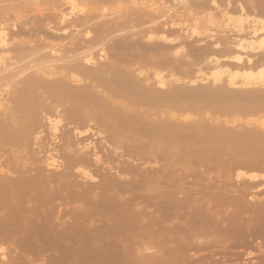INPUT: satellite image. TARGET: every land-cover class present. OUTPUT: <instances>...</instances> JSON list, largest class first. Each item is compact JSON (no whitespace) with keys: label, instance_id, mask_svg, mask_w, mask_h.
Masks as SVG:
<instances>
[{"label":"rangeland","instance_id":"obj_1","mask_svg":"<svg viewBox=\"0 0 264 264\" xmlns=\"http://www.w3.org/2000/svg\"><path fill=\"white\" fill-rule=\"evenodd\" d=\"M22 1L19 4L26 3L28 4V8L32 10L31 11L29 9L27 12L29 15H33V13L35 14L33 11L34 3H38L43 12L48 15L51 13L53 16H57V14L54 13L55 11L51 8L54 5L53 8H59L66 13L70 12L72 16H75L77 19L80 18V16H84L85 13L93 16V19H90V21L88 20L87 24L86 22L84 24L86 25L87 29H85L86 27L84 26L85 28H83L85 30H83V28L80 30L83 34H85L84 32L88 31V35L92 36L97 32V28L99 33L97 32L96 34L106 37V40L103 41V47H105L104 51L101 50V48H99L98 51L95 50L97 48H91V50L93 49V52L90 50L92 54L97 51L95 53L96 55H93V62L94 60H98L96 59L97 53L100 56L103 54L106 57L107 54L104 52L106 47L109 46V41L111 43V41L115 39L124 41L127 39L129 42H127L128 45L131 44L132 47L128 45L127 49L126 47H123V49H121V55L124 56V54H126L123 52L124 50H126L125 52L127 53L131 52L133 49L135 51H132V54H126V58H128V60H124L122 62L125 65V63L129 64L128 62L132 61L130 62V65L132 63L133 64L131 66L129 65L130 67H128L127 64V67H125L126 65L124 66L123 63H121V65L124 66L125 69L128 68L127 71L124 70L125 74H128L131 79L134 77L135 79L133 78V80L137 81V83L136 81H131V83L133 82V87L135 86L134 84H136L135 87H137V84L139 83L141 85L140 87L149 86L151 90L155 88V91L159 92V90L164 91L166 88H168L167 90L174 89L173 86H177L176 88L179 87L178 89L181 87L180 90H186V88L190 90V87H192L191 89L193 90L196 89L197 86L200 88L205 86L209 89L220 86V88L226 89V91L224 89L223 90L225 92L228 91V93L230 90L232 92H241V90H254L255 92L260 91L259 93H264V82L260 80L259 76L258 80L256 78L257 75L254 76V79H250V82H253L248 85L241 84V80H243V78L240 74L236 75L234 79V83L236 82V84H229L228 82L229 72L238 71L237 73H240L245 70L255 71L258 67L264 65V62H262L264 61V57L262 58L260 56L264 49L261 47L260 49L257 48V42V45L255 43V45L253 44V48L239 49L235 47V42H238L239 40H242L243 44L245 45L247 43L245 41L255 39L258 41L264 37V30H259L260 27L258 32L252 35V29L257 28V26H254L252 20H264V0H256V2L255 0H72V3L70 2L71 0H68L69 2L66 3V0H51L52 2H50V0H48V2L46 0H44L45 2H42L43 0H27V2L29 1L30 3H27L26 0L23 2ZM17 2L20 1H14V4H17ZM10 3L13 7V2ZM58 3L60 5H58ZM240 5H242L244 9ZM260 5L262 6L263 11L261 10ZM70 8L72 9L71 11ZM238 17H241L243 21H247L243 22L241 20L240 22L242 23H240L237 21ZM46 20L48 21V19ZM88 22L90 23L88 24ZM119 23L122 25L121 27L117 28ZM99 25L101 26V29H99ZM108 25H110V27ZM78 26L82 27L83 25L80 24ZM78 26L77 29H80ZM72 28L73 30L76 29L74 27ZM109 31L115 33L112 38L109 37L110 39L107 37V33ZM112 32L109 33L111 34ZM25 35L26 33L19 35V38L17 36L14 37H16V39H20L22 37L26 38L28 34L26 36ZM80 37L82 38V36ZM58 39L59 38H57L56 41ZM113 42L111 45H113ZM137 46L138 50L135 49ZM145 48L147 50H145ZM207 49L208 51H205ZM83 50L87 51L86 48H83L82 51ZM136 50L137 52L141 50L142 53L147 52L143 56L146 58H142L141 51L139 52L140 59H138L139 61L135 60V62L137 61L138 63H135L133 60L136 58ZM211 50L217 51V54L211 52L218 56L217 64L213 61L217 56L212 55L209 52ZM101 51H103L102 54H100ZM150 51V55L147 56ZM4 52L6 53L5 50L3 53ZM159 52L162 53L164 59ZM206 52L212 57L206 55ZM1 53L2 51L0 54ZM3 53L2 56H5ZM236 53L241 54L242 57L238 62L232 60L233 58H230L231 55ZM136 55L137 58H139L138 54ZM8 56H11V54ZM98 56L97 58L100 59V56ZM130 56L132 57V60L130 59ZM158 56H160V58L163 60L173 59L170 60L171 62H164ZM14 59L15 58H12V60ZM249 59L252 62L248 61ZM160 60L166 64H163V62ZM174 60L176 63L171 64ZM14 61H16V59ZM233 64L235 65L233 66ZM219 68L221 70L220 72L218 70ZM215 69L217 70L216 74H214L215 71L212 72ZM157 73L158 75H161L159 76L163 80L160 79V81H162L163 84H159L160 81L158 80L160 77L157 75V79L155 76ZM212 73L216 77H214ZM219 75L221 77L217 80ZM215 78L217 81H215ZM255 78L257 80H255ZM204 97L207 98V102L205 103L208 107L206 109L204 108L206 113L202 107L205 104L201 103L206 101L204 100ZM204 97H200L201 99L197 98V100L190 99L191 104L189 108L182 109L183 111L179 110L178 112V114H181L184 111L190 112L186 113L190 115H194V112H196L197 114H195L194 117L193 115H191V117L190 115L184 117V114H181L184 118L180 117V115L179 117L181 119L178 117L175 120H182L183 123H186L185 118L187 120V118L189 119L190 117V119H193L191 120L193 121L191 123L198 122L197 124H201L206 120L207 123L205 124L206 121L204 122V126H206V128L209 127L207 125L210 123V126L212 127L215 125V129H217L216 126H219V130H224L227 128L224 130L225 132L223 131V133H228L231 131L233 133L234 131L237 132L234 133L235 135L232 133L235 137L233 140L234 142H236V137H238V135L242 137V134L244 133L243 131H245L246 134H244L243 137L245 135H249L248 137L245 136L246 139H243V137L242 139L248 140V142H246L248 146L251 147L246 146L247 144H244L245 141L242 142L243 140L240 137L237 138V140L240 139L242 142L239 144H243L245 146H239V144L238 146H235L238 141L233 145L231 142L232 140H230V138L233 136L232 134H228L231 135L227 137H230L228 141L223 135L222 136L226 140H221L222 136H219L221 138H217L219 139V143H221L219 144L218 141H215L217 139L214 138V135L210 137L206 135L209 138L204 135V137H197L193 135V133L191 136L189 132H182L180 134L177 133L174 135L170 133V135L166 136L165 134L167 133L164 132L165 134H161V132H159L156 127L158 132L155 129L151 130V132L155 130L156 135H165L166 138L165 136H160L162 137L160 139V137L158 138V136L155 137L156 135H152V137H154L152 139H154L155 142L158 141L156 144L153 140V146H156L158 149H160L158 150L155 147V156L152 155L153 152L155 153L153 148H151L153 152L150 149L149 150L151 152L147 149L150 142V145L153 144V142L149 140V138H151V132L147 128H144L145 126L139 121L127 122L122 120V122H127L126 125L123 124V128L122 122L119 119L121 124L119 123L116 125L117 123L115 122L117 120H114V123L117 127L114 125L115 128H113L114 126L112 124L109 127V129L111 126V129L122 127V130L120 129L122 135L120 132H117L118 129L116 131L113 130V133L117 132L116 134L114 133L115 136H118L117 139L115 138L116 141L113 140L114 142H112V138L106 141L105 138L104 140L103 138H97L94 135L93 137L98 139V141L90 136L93 141L95 140L94 142L98 141L100 144H103L100 145L103 147V150L101 148L102 151L99 149L100 146L97 145L99 151V159L97 160L95 156L91 155V152L85 151V148L83 149V152H85H82L81 144L85 142L84 137H78V135H76V131H74L73 134L71 131L74 129L72 128H70V130L72 129L71 131H67V129H69V125L66 127V124L62 121L59 123V125H57V130L55 131H52V129L49 128V125L43 122L41 124L42 127L39 125V127H36V129L32 128L35 129V131L33 130L34 132L32 134L29 132L32 137L29 134H26V136L29 135L28 139H25L27 138L25 135L21 136L20 138L18 134L15 136L13 135L14 137L12 136L13 141L12 138H9L11 141L9 139L6 140V138H8L6 137V132L4 133L1 131L0 153L2 152L1 154L4 155L7 153H4V150H6L7 147L10 148H7L8 153L6 156H2L0 154L2 157L0 158L1 161H4V165H10V160L13 159L12 161L14 162L12 163L15 167L20 163L19 166L14 170H16V172L20 171V173L24 170L26 175H24V171L21 174H16V172H14L12 169L14 166L11 164L10 169H7V167L4 165L3 167L0 166V177L4 175L6 178V174H11L8 175V177L11 176L15 178V176L12 175L14 173V175L17 177L18 175L19 177L23 175V177H26L30 173L28 176V178H30V175L33 176L37 174L39 170L41 172L38 174L42 173V176L44 175L43 177L48 175V178L51 176L50 174H55L54 177L59 179V177L62 178L63 176L67 175V178H69V180L72 182L70 183V181L67 180L65 176L64 178L66 180L63 178L62 180L66 183H62L61 178L59 180L55 178V181L58 180L55 182L57 185L50 183L51 185L46 187L36 184V186H30L27 185L28 183L26 184L25 181H23V184L22 181H20V184L23 186L20 184H15L17 186L12 185L10 186L11 189L8 188L9 186H7L6 189V185L2 186V188L4 187L6 190H2V188H0V264H123V262L125 264H158L159 261L161 262H159V264H162L163 260L165 261L167 258L169 259L170 256L168 254L171 255L173 252H175L172 254L173 257L171 255V258L166 260L163 264H264V144H262L264 142L259 141V145L258 140L255 139L257 142L254 144L250 141L252 139H249V136L255 135L256 131H259L257 134L260 132L264 133V98H259V100L257 99L256 102L251 99L254 103H251L250 99H246L247 103L249 102L250 105L249 107V105L246 103L248 105L247 108L250 109L249 110L245 108V98L241 100L238 99V101H235L236 99H234V101L232 100V103L230 102L231 104L228 102L231 101L230 98L228 101L225 99L228 103L223 100L222 104V100H218V102L216 98L213 99L211 97ZM208 99L210 102H208ZM193 100H195L194 102L199 103V106L201 105V107L194 103ZM211 101H213V103L217 102L216 105L219 104L218 108L222 107L220 104L224 105L222 110L226 106L224 109L225 111L222 112V110H220L221 108H219L221 111L220 112L215 110L218 108H214V110L211 112L213 109L212 107L216 106L215 104L213 105ZM259 101L262 102L260 103ZM183 102L184 101H182V103ZM187 103H190L189 99L187 100ZM208 103H212L213 106L209 105ZM225 103L229 104L230 106H232L234 103L236 105V109H233V106L235 107V105H233L232 108L228 105L230 107L229 110V107ZM237 103L243 108H237ZM250 103L252 104V107ZM194 104L197 105L195 107L199 108L198 110H196L197 108L195 109ZM253 104H258L259 107L257 108L258 105L253 106ZM158 107L159 105H157V108ZM161 107L162 106L159 108ZM199 110L200 112L198 113ZM201 116L204 118V120H200L202 118ZM163 118L160 119L159 117L157 121L163 120ZM194 118H196L195 122ZM171 119L174 120V118H170V122L172 123L173 121ZM179 121H174V124H180L182 122ZM130 123L134 126H129ZM136 124L139 125V128L142 126L140 129H146L144 130L146 133H144L143 130L139 132L140 129ZM158 124H160V122ZM212 127L209 128L212 129ZM136 128H138V130ZM158 129H160L159 125ZM228 129L231 130L228 131ZM28 131L29 129L27 130V133ZM155 131L154 133L152 132V134H155ZM62 132L67 133H64V136ZM239 132L243 133L239 134ZM3 133L5 134V137ZM147 133V136H149L148 139H146ZM118 134H120L121 139ZM20 135L23 134L20 133ZM36 135H39L40 140L43 138L42 141L45 142L44 144L47 145L50 143L51 150L49 152L42 151V153H35L36 145L34 142L37 141V139H35ZM171 135L174 137H176L175 135H178L179 138L181 136L180 139H178V136L176 137L178 142H180H176L177 139ZM182 135H184V137L186 136L185 138L190 140L185 138L182 139ZM15 137L17 140L20 139L21 141L17 142ZM23 137L24 139H22ZM138 137H140V140H138ZM3 138H5V140ZM126 138L128 139L124 140ZM163 138H168L166 140L167 142ZM171 138L174 139L173 141L170 140V142L169 139ZM192 138L194 140H192ZM200 138L202 141H204L202 143V146L204 147L201 146L202 149L204 148V150L201 149V151L199 150L201 147H198L200 146ZM101 139H103L104 143L101 142ZM181 139L183 141H188L183 142L186 144L181 145ZM213 139H215V144ZM8 140L11 143H14V140H16L15 143H18L19 145L12 143V148L10 147L11 143L7 142ZM28 140L31 141L29 142ZM255 140L253 138V141ZM5 141L9 144H7ZM143 141L148 145L145 143L143 144ZM98 142H96V144H99ZM161 142H164L165 144H161ZM187 142L191 143V145L187 144ZM209 142L212 143L211 146L214 144L213 147L215 149L211 147L210 150V146H208V149L206 148L207 144L210 145ZM226 142L229 143V146L230 143L232 145L230 147L228 145H224ZM70 143L72 145H70ZM170 143L172 144L170 145ZM217 143L220 146L217 147ZM222 143L223 146H225L224 148L221 146ZM118 144H120V147L123 149L119 147V151L117 150L114 153V150L112 149L119 146ZM134 144L136 145L134 146ZM192 144L199 148L198 150L200 153L197 152L198 150H195L197 147L195 148ZM163 145H165V148H163L164 150L161 148ZM180 145L184 146L181 147L183 150L180 148ZM3 146L6 147L3 148ZM177 146H179V148ZM189 146H193L194 148H191L193 151L191 150L190 153H196H191L192 155L190 153L188 154L187 152L190 150ZM255 146L259 147L256 148ZM132 147L135 150L133 149L132 151ZM140 147L142 151L140 150ZM185 147H188L189 149L187 150ZM216 147H220L221 149L219 150ZM240 147L244 148L241 149ZM104 148L107 149L104 150ZM14 149H16V152L13 151ZM145 149L147 150V153H145ZM161 149L165 152H162ZM180 149L183 153H180ZM157 150L161 152L159 153ZM174 150H176V152H174ZM177 151H179V153H177ZM203 151L207 152L204 154ZM126 152L128 153L126 154ZM172 152H174V154ZM9 153H12V155L9 156ZM13 153H15L18 157ZM148 153H151V155ZM157 153L159 154V157ZM82 154H85L87 157L90 155V157L93 156L94 158L92 157L88 163L85 162L84 164L81 161H76L78 162L76 163L75 160H73L76 167L73 166V161L70 159ZM236 154L240 156L237 158V156H235ZM28 155L31 156L29 157ZM67 155L69 160L66 159ZM246 155L250 159L246 157ZM249 155H253L254 157ZM7 156H9L10 159ZM48 156L49 159L51 158L62 165L57 167L46 166L43 161L48 158ZM244 156L246 157L245 159ZM20 157L24 160V162L19 159ZM32 157L36 158L37 160L33 159ZM26 158L27 160L25 161ZM5 159H8L7 161L9 163H7ZM246 159L248 160L245 161ZM253 159L257 160L254 162L250 161ZM91 160H93L94 163ZM68 161H70L71 164ZM115 161L117 162L115 163ZM26 165L28 167H26ZM24 166L26 169H28L26 170ZM35 166H37V169L34 168ZM78 169L85 170L90 174L89 176L91 178H88L89 176L83 177V175L79 174L80 172ZM28 171L29 173H27ZM252 175H255V177H251ZM4 176L2 178H4ZM100 184L103 185V187L106 186V188L103 189ZM58 185L59 187H57ZM87 185H91L90 189H94V192H91V190L87 194L88 197H82L79 195L78 191L80 192L81 187H84L83 190H89V186ZM18 186L22 190L17 188ZM100 186L104 190H102L103 192L100 190ZM184 241L187 243V245H184ZM191 242L194 243L192 244ZM159 244L161 245L159 246ZM165 246L166 248L169 246V249L164 248ZM161 248H164V250ZM157 251L160 253L158 254ZM161 251H163V253ZM140 253L144 255H141ZM155 254L156 256H154ZM157 254L159 257H161V259H165L161 260ZM161 254L166 256L163 257ZM167 255L169 257H167ZM180 257L181 259H179ZM146 258L147 260H144ZM152 258L153 261L151 260ZM175 260L178 262L176 263Z\"/></svg>","mask_w":264,"mask_h":264},{"label":"bare ground","instance_id":"obj_2","mask_svg":"<svg viewBox=\"0 0 264 264\" xmlns=\"http://www.w3.org/2000/svg\"><path fill=\"white\" fill-rule=\"evenodd\" d=\"M14 1L16 2V0H0V50L2 51V53H3V51L5 50L6 51V53L8 54V55H10L11 54V56H8L5 52L3 53V54H5V56H8V57H5L4 55V57L2 56V53L0 54V134H1V131H3L5 134H6V137H8V138H6V140L7 139H9V138H12V141H13V137L15 136V135H18L19 134V136H20V138H21V136H24L25 135V137H27V138H25V139H28V136L30 135L31 136V134L35 131V129H36V127L38 128L39 127V125L41 126V124L44 122V123H47L48 125H49V128L50 129H52V131H55V130H57V125H59V123L62 121L63 123H65L66 125V127H68L67 125H69V129H67V131H69L70 130V128H72V129H74V130H70L71 132H73V134H74V131H76V135H78V137H80V136H82V137H84V139H85V142L83 143V144H81V148H82V152H83V149L85 148V151H88V152H91L92 154L91 155H93V156H95V158L98 160L99 159V157H98V146L97 145H103V144H100L98 141V139H96L95 137H93L94 135L98 138V137H101V138H105L106 139V141L108 140V139H111V141L112 142H114V141H116L115 140V138L117 139L118 138V136L116 135L115 136V134L117 133V132H120V129L122 130V127H121V125H120V127L121 128H117V129H111L112 128V126H111V128L109 129V127H110V125L112 124L113 126L115 125V123H117L116 125H118L119 123L121 124V122H122V120H124V121H127V122H131V121H134V122H140V123H142V125H144L145 127L144 128H147L150 132H151V130H153V129H155L156 130V127H157V130H159V132H161V134L162 133H167V134H165L166 136H168V135H170V133L171 134H180V133H182V132H184V133H187V132H189V134H191V136H192V133H193V135H195V136H197V137H200V136H206V135H208L209 137L210 136H212V135H214V138L215 139H217V138H220L219 136H224L226 139H227V141H228V139L230 138H227L228 136H231V135H228V134H232L233 132L231 131V132H228V133H223V131L224 130H226V129H224V130H219L218 129V127L219 126H216L217 127V129H215V125H214V127H212V126H210L211 124L209 123L207 126H209V127H212V129L211 128H206V126H204V122L206 121H203L201 124H197V123H191V122H193V121H191V120H193V119H190V117H191V115H193V114H186V113H190V112H183V113H181V114H184L183 116L184 117H186L187 115H190V117H189V119L187 118V120H189V121H187L186 120V118H185V121H186V123H183V121L182 120H180V121H182L180 124H174V121L176 122V121H179V120H175L176 118H178L181 114H178V112H179V110H182V109H185V108H189V106H190V104H191V101H190V99L192 100V99H196L197 100V98H203L204 96H206V97H211V98H216L217 99V101L218 100H222L221 102H222V104H223V100H225V99H227V101L229 100V98H230V100L231 101H228L229 102V104H231L233 101H234V99H236L235 101H238V99H243V98H245V104L247 103V101H246V99L248 100V99H252L254 102H256V100L258 99L259 100V98H264V93L262 92V93H259L260 91H257V92H255L254 90L253 91H243V90H241V92H236V91H229V93H228V91L227 92H225L226 91V89H224V88H220V86L219 87H213V88H211V89H209V88H206L205 86L204 87H198L197 86V88L196 89H191L192 87H190V90H188V88H186V90L184 89H182V90H180L181 89V87H180V89H178V88H176L177 86H173V88L174 89H170V90H167L168 88H166V90H159V89H156V90H159V92H157V91H155V88L153 89L151 86V88L155 91H153V90H151L150 88H149V86L148 87H144V86H142V87H144V88H142V87H140L141 85L139 84V89H138V84H137V87H135L136 86V84H134L135 86L133 87V82L131 83V81H136V80H133V78L131 79V77L128 75V74H125V71L124 70H126L127 71V69H125V67H127V65H128V67H130L131 65H130V62H132V61H130V62H128L129 64H127V63H125V65H124V63L122 62V61H126V60H128V58H126L127 57V55L126 54H128V53H131L132 54V51L134 52L135 50L133 49L131 52H125L126 50H124L123 52L124 53H126V54H124V56H122L121 55V52H122V50L121 49H123V47L125 48L126 47V49L128 48L127 47V45H128V41H127V39H125L126 41H124V40H113V41H111V43H110V41H109V46H107L106 47V49H105V54H107L106 55V57H105V55H103L102 53H103V51H104V48L105 47H103V41L104 40H106L105 38L106 37H103V35L102 36H100V35H97L96 33L98 32V29L96 28V33H94V35H92V36H89L88 35V31H86V32H84L85 34H83V33H81V28H83L84 26L86 27V25H84L85 24V22H86V24H87V21L89 20L90 21V19H93L92 17L93 16H91V15H89L88 13L86 14L85 13V15L84 16H80V18H76L75 16H72V14L70 13V12H63L61 9H56V7L55 8H53V6L51 7L55 12L54 13H56L57 14V16L55 17V16H53L51 13L48 15V14H45L44 12H43V10L39 7V5H38V3H34V9H33V11L35 12V14L33 13V15H29L27 12L29 11V9L30 8H28V4H26V3H23V4H19V3H21V1L22 0H18V1H20V2H17V4H14ZM24 1V0H23ZM22 1V2H23ZM39 1H42V0H39ZM47 2H48V0H46ZM53 1V0H52ZM51 0H50V2H52ZM56 1H58V0H56ZM60 1V0H59ZM65 1V0H64ZM243 1V0H242ZM248 1V0H247ZM254 1V0H253ZM10 2H13V7H12V5H11V3ZM26 2H27V0H26ZM29 2V1H28ZM27 2V3H28ZM42 2H45L44 0L42 1ZM49 2V3H50ZM66 2H69L68 0H66L65 1V3ZM71 3L73 2L72 0L70 1ZM201 2V1H200ZM235 2V1H234ZM255 2H256V0H255ZM9 3H10V5H9ZM30 3V2H29ZM32 3V2H31ZM64 3V2H63ZM241 3V2H240ZM42 4V3H41ZM48 4V3H47ZM203 4V3H202ZM204 4H205V2H204ZM243 4H244V2H243ZM242 4V5H243ZM246 4V3H245ZM261 4V3H260ZM49 5V4H48ZM58 5H60L59 3H58ZM242 5H240L243 9H244V7L242 6ZM257 5H258V3H257ZM263 5V4H262ZM57 6V5H56ZM261 6V5H260ZM59 7V6H58ZM68 7V6H67ZM241 8V9H242ZM247 8V7H246ZM249 8V7H248ZM259 8V7H258ZM63 9V8H62ZM72 9H73V7H72ZM71 8H70V11L72 10ZM251 9V8H250ZM263 8H262V6H261V10H262ZM31 10V9H30ZM252 10V9H251ZM32 11V10H31ZM250 11V10H249ZM263 11V10H262ZM255 12V11H254ZM238 13V12H237ZM122 14V13H121ZM256 14H257V12H256ZM261 14H263V13H261ZM264 15V14H263ZM258 16V15H257ZM149 17V16H148ZM154 17H156V16H154ZM56 18H57V20H56ZM81 18H83V19H81ZM46 19H48V21L46 20ZM238 20L237 21H241L242 20V18L241 17H238L237 18ZM250 19V18H249ZM47 21V22H46ZM122 21V20H121ZM243 21V20H242ZM245 21V20H244ZM243 21V22H244ZM247 21V20H246ZM245 21V22H246ZM253 21V23H254V26H257V28H253L252 29V31H253V33H252V35H254L255 33H257L258 32V29H259V27H260V29L259 30H261V29H263L264 30V20H258V19H253L252 20ZM44 22V23H43ZM144 22H146V21H144ZM143 22V23H144ZM90 22H88V24H89ZM240 23H242V22H240ZM83 25L82 27H80V26H78V25ZM75 25H77L78 26V28L80 27V29H77V26H75ZM121 23H119V25H118V27L117 28H119V27H121ZM136 25V24H135ZM140 25V24H139ZM88 26V25H87ZM100 26V25H99ZM101 26H102V24H101ZM101 26H100V28L99 29H101ZM109 27H110V25H108ZM72 27H74V28H76L75 30H73V28ZM84 27V28H85ZM113 27V26H112ZM111 27V28H112ZM83 28V30H85V29H87V27L84 29ZM108 28V27H107ZM134 28H136V27H134ZM104 29H105V27H104ZM116 29V28H115ZM239 29V28H238ZM245 29V28H244ZM138 30V29H137ZM155 30V29H154ZM157 31V30H156ZM251 31V32H252ZM262 31V30H261ZM104 32V31H103ZM109 32H112V31H109ZM108 32V33H109ZM137 32H139V31H137ZM146 32V31H145ZM170 32V31H169ZM249 32V31H248ZM24 33H26V35L28 34V36L26 37V38H20V39H16V37H14V36H17L18 38H19V35H23ZM99 33V32H98ZM108 33H107V37L109 38H112V36L113 35H115V33H109V36H108ZM173 33V32H172ZM103 34V33H102ZM117 34V33H116ZM25 35V36H26ZM168 35V34H167ZM240 35V34H239ZM250 35V34H249ZM80 36H82V38L80 37ZM162 37V36H161ZM57 38H59L57 41H56V39ZM108 38H107V40H108ZM109 38V39H110ZM129 41H131V40H129ZM244 41V40H243ZM112 42H113V45H111L112 44ZM128 42V43H127ZM245 42H247L245 45L243 44V42H242V40L240 41H238V42H235L236 44H235V47L236 48H239V49H245V48H253L254 46H253V44L255 43L256 44V42L258 43V46H257V48H259L260 49V47L261 48H263L264 49V37H262V39H259L258 41H257V39H255V40H250V41H245ZM180 44V43H179ZM254 44V45H255ZM108 45V44H107ZM136 45V44H135ZM139 45V44H138ZM257 45V44H256ZM94 46V47H93ZM102 46V47H101ZM128 46H131V44L130 45H128ZM217 46V45H216ZM219 46V45H218ZM39 47V48H38ZM132 47V46H131ZM163 47V46H162ZM233 47V46H232ZM256 47V46H255ZM87 49V51H85V50H83L82 51V49ZM91 48H93V49H95V48H97V49H95V50H99V48H101V50H103V51H101V53L100 54H102V56H100L98 53H97V56L99 55L100 56V59L99 58H97V56H96V59H98V60H94V62H93V58H94V54L97 52V51H95V53H93L92 54V50H91ZM130 48V47H129ZM138 48V46L135 48V49H137ZM154 48V47H153ZM190 48V47H189ZM150 49V48H149ZM152 49V48H151ZM156 49V48H155ZM187 49V48H186ZM191 49V48H190ZM211 49V48H210ZM209 49V50H210ZM233 49H235V48H233ZM92 52H91V51ZM138 50V49H137ZM137 50H136V52H137ZM142 50V49H141ZM140 50V51H141ZM145 50H147L146 48H145ZM162 50V49H161ZM237 50V49H236ZM0 51V52H1ZM139 51V52H140ZM155 51V50H154ZM205 51H208V49L207 50H205ZM204 51V52H205ZM135 52V53H136ZM139 52H137L136 54H138V57H139ZM144 52V51H143ZM187 52V51H186ZM189 52V51H188ZM210 53L211 52H213V53H216L217 51H209ZM235 52V51H234ZM240 52V51H239ZM147 53V52H146ZM146 53H142V51H141V54H142V58H146V57H143ZM150 53H151V51L149 52V54H147V56L148 55H150ZM157 53H158V51H157ZM160 53V52H159ZM190 53V52H189ZM213 53H211L212 55H216V54H213ZM256 53V52H255ZM134 54V53H133ZM135 54V59H133L134 60V62H135V60H138V59H140V57L139 58H137V55ZM161 54V56H162V53H160ZM96 55V54H95ZM126 55V56H125ZM154 55V54H153ZM165 55V54H164ZM206 55H209V57L211 56L209 53L207 54V52H206ZM256 55V54H255ZM98 56V57H99ZM167 56V55H166ZM165 56V57H166ZM183 56H184V54H183ZM214 56H213V58H214ZM217 56V55H216ZM227 56V55H226ZM246 56V55H245ZM259 56V55H258ZM260 56L263 58L264 57V50H263V52L260 54ZM125 57V58H124ZM132 57H133V55H132ZM131 56H130V59L132 58ZM150 57V56H149ZM159 58H160V56H158ZM164 56H162V58H163ZM208 57V58H209ZM212 57V56H211ZM12 58H15L16 59V61H14V60H12ZM134 58V57H133ZM141 58V59H142ZM158 58V59H159ZM168 58V57H167ZM216 58V59H215ZM214 58V63H216L217 64V62H218V56L217 57H215ZM230 58H233L232 60H235L236 62H238V61H240L241 60V54H234V55H231V57ZM161 59V58H160ZM164 59V58H163ZM163 59H161V60H163ZM166 59V58H165ZM173 59V58H172ZM172 59H170V60H172ZM179 59V58H178ZM225 59V58H224ZM12 60V61H11ZM132 60V59H131ZM155 60H156V58H155ZM154 60V61H155ZM160 60V61H161ZM170 60H163L164 62H166V61H170ZM183 60V59H182ZM139 61V60H138ZM163 61H161V62H163ZM178 61V60H177ZM211 61H212V59H211ZM223 61V60H222ZM248 61H250V59L248 60ZM137 62V61H136ZM135 62V63H136ZM146 62V61H145ZM163 62V64H166V63H164ZM171 62V61H170ZM244 62V61H243ZM250 62H252V61H250ZM254 62V61H253ZM262 62H264V61H262ZM121 63H123V65L125 66H122L121 65ZM138 63V62H137ZM173 63H176V61L174 60V61H172V63L171 64H173ZM178 63V62H177ZM222 63V62H221ZM232 63V62H231ZM167 64H169V63H167ZM171 64H170V66H171ZM215 64V65H216ZM224 64H225V62H224ZM239 64V63H238ZM253 64V63H252ZM264 64V63H263ZM130 65V66H129ZM175 65H177V64H175ZM179 65V64H178ZM183 65V64H182ZM220 65V64H219ZM235 64H233V66H234ZM143 66V65H142ZM141 66V67H142ZM166 66V65H165ZM167 66H169V65H167ZM174 66V65H173ZM124 67V68H123ZM218 67V66H217ZM236 67V66H235ZM238 67V66H237ZM248 67V66H247ZM134 68V67H133ZM166 68V67H165ZM172 68V67H171ZM241 68V67H240ZM177 69V68H176ZM228 69V68H227ZM131 70H132V68H131ZM219 70V72L221 71L220 70V68L218 69ZM231 70V69H230ZM229 70V71H230ZM241 70V69H240ZM129 71H130V69H129ZM215 71V73L214 74H216L217 73V70L215 69V70H213L212 72H214ZM228 71V72H229ZM238 71H232V72H229L228 74H229V76H228V82H229V84H236V82L234 83V79H235V77H236V75H238V74H240L241 76H242V78H243V80H241L242 81V85H248V84H250V83H252V82H250L251 80L250 79H254V76L255 75H257V79H258V76H259V78H260V80L262 81V82H264V65H262V66H260V67H258L255 71H253V70H245V71H242V72H240V73H237ZM126 73H129V72H126ZM130 73H131V71H130ZM159 73V72H158ZM158 73L155 75L156 77H157V79H158V76L160 75H158ZM210 73V72H209ZM213 74V73H212ZM213 74V75H214ZM219 74H221V73H219ZM227 74V75H228ZM131 75V74H130ZM158 75V76H157ZM211 75V74H210ZM161 76V75H160ZM159 76V77H160ZM170 76V75H169ZM212 76V75H211ZM214 77H216L215 75H214ZM214 77H212V78H214ZM220 75L217 77V80H218V78L220 79ZM211 78V79H212ZM255 78V80H257ZM261 78H263V79H261ZM135 79V78H134ZM160 79H162L161 77L159 78V80L158 81H160ZM163 80V79H162ZM216 80V78H215V81H217ZM259 80V79H258ZM214 81V80H213ZM71 82H73V83H71ZM135 83V82H134ZM136 83H137V81H136ZM140 83H142V82H140ZM159 83V82H158ZM240 83V82H239ZM255 83H257V82H255ZM254 83V84H255ZM159 84H163V82L162 81H160V83ZM240 84V85H241ZM260 84V83H259ZM181 86V85H180ZM250 86V85H249ZM208 87V86H207ZM225 91H224V90ZM137 91V92H136ZM134 92H136V93H134ZM134 94H139V95H134ZM200 98V99H201ZM205 98V97H204ZM211 98H209V99H211ZM189 99V102L190 103H187V100ZM207 98H205L204 100H206ZM208 99V102H210V100ZM186 100V101H185ZM233 100V101H232ZM240 100H239V102H240ZM252 100H251V103H254V102H252ZM264 100V99H263ZM182 101H184L183 103H182ZM195 100H193V102H194ZM214 101V100H213ZM213 101H211L212 103H213ZM226 100H225V102H227ZM243 101V100H242ZM187 104H186V103ZM192 102V103H193ZM198 102V101H197ZM199 102H201V101H199ZM204 102V103H203ZM203 102H201L202 104H205L206 105V103L205 102H207V100L206 101H203ZM219 102V101H218ZM227 102V103H228ZM231 102V103H230ZM238 102V103H239ZM260 102V101H259ZM262 102V101H261ZM260 102V103H261ZM194 103H196V102H194ZM212 103H208L209 105H212ZM217 103V102H216ZM216 103L214 102L213 103V105L215 104L216 105ZM238 103H237V105H238ZM250 103V104H251ZM198 106H199V103H196ZM196 104H194V107L195 106H197ZM222 104H220L222 107H224V105H222ZM226 104V103H225ZM229 104H226L227 106L229 105ZM244 104V105H245ZM248 105H249V102L247 103ZM246 104V109H249V108H247V105ZM259 104V103H258ZM258 104H253V106L255 105V106H257ZM157 105H159V107L160 106H162L161 108H157ZM193 105V104H192ZM191 105V106H192ZM204 105V106H205ZM212 105V106H213ZM218 105L219 104H217L215 107L213 106L212 108V110H211V112L214 110V108H218ZM233 105H235L234 103L232 104V106ZM243 105V106H244ZM156 106V107H155ZM204 106H202L203 107V109L205 108H207L208 106L206 105L205 107ZM230 106V105H229ZM228 106V107H229ZM232 106H230L231 108H232ZM199 107H201V105L199 106ZM222 107H219V108H221L220 110H222ZM230 107H229V110H230ZM239 107H241V105L239 106L238 105V107L237 108H239ZM249 107H250V105H249ZM251 107H252V104H251ZM259 107V105L257 106V108ZM197 107H195V109H196ZM219 108L218 109H215V110H218V111H220L219 110ZM225 108H226V106H225ZM225 108H223V110H222V112L223 111H225L224 109ZM241 108H243V107H241ZM244 108V109H245ZM192 109H193V107H192ZM199 108H197L196 110H198ZM203 109H200V110H203ZM204 109V112L206 111ZM209 109V108H208ZM211 109V108H210ZM228 109V108H227ZM233 109H236V105H235V107L233 106ZM254 109V108H253ZM252 109V110H253ZM255 109H256V107H255ZM200 110L198 111V113L200 112ZM250 110V109H249ZM183 111V110H182ZM181 111V112H182ZM217 111V112H218ZM226 111H228V110H226ZM216 112V111H215ZM221 112V111H220ZM175 113H177V114H175ZM192 113V112H191ZM195 114H197L196 112H194ZM206 113V112H205ZM208 113H210V112H208ZM194 114V115H195ZM201 114V113H200ZM199 114V115H200ZM160 115V116H159ZM194 115H193V117H194ZM199 115H198V117H199ZM197 116V115H196ZM203 116V115H202ZM201 116V117H202ZM214 116H215V113H214ZM213 116V117H214ZM160 117V119L161 118H163V120H158L159 122H160V124H158L159 122L157 121V119ZM174 118V120H172L173 122L171 123L170 122V118ZM180 117H182V115L180 116ZM179 117V118H180ZM184 117H182V118H184ZM192 117V118H193ZM212 118V117H211ZM216 118V117H215ZM121 120V122H120V120ZM181 119V118H180ZM195 119L196 118H194V122H195ZM198 119V118H197ZM204 120V118L202 117L200 120ZM214 119V118H213ZM114 120L116 121L115 123H114ZM118 120H119V122H118ZM184 120V119H183ZM209 120V119H208ZM216 120V119H215ZM123 121V122H124ZM179 121V122H180ZM197 121V120H196ZM217 121V120H216ZM122 122V126H123V128H124V125L123 124H125L126 125V123L124 122L123 123ZM134 122H132V123H134ZM188 122V123H187ZM219 122V121H218ZM139 123V124H140ZM178 123V122H177ZM207 123V121L205 122V124ZM62 124V123H61ZM135 124V123H134ZM203 124V125H202ZM219 124V123H218ZM115 125V126H116ZM132 126L133 124H129V126ZM137 126H138V128H139V125L138 124H136ZM135 125V126H136ZM158 125H159V127H160V129H158ZM64 126V127H65ZM115 126L113 127V128H115ZM134 126V125H133ZM132 126V127H133ZM42 127V126H41ZM40 127V128H41ZM117 127V126H116ZM128 127V126H127ZM32 128H35V129H32ZM138 128H136L137 130H138ZM140 128H142V126L140 127ZM139 128V129H140ZM214 128V129H213ZM220 128H222V127H220ZM29 129V131H28V133H27V130ZM31 129H32V132H31ZM34 130V131H33ZM37 130H39V129H37ZM113 130H117V132L114 134L113 133ZM124 130H126V129H124ZM133 130H134V128H133ZM141 130H146V129H140L139 130V132L141 131ZM154 130V131H155ZM156 130V131H157ZM231 130V129H230ZM229 129H228V131H230ZM127 131H130V130H127ZM142 131V132H143ZM154 131H152L153 133H154ZM156 131H155V134H152V132L150 133L151 134V138H149V140L150 141H152L153 142V140L154 139H152V138H154V137H152V135L154 136V135H156ZM253 131H255V130H253ZM29 132L31 133V134H29ZM41 132V131H40ZM39 132V133H40ZM158 132V131H157ZM225 132V131H224ZM244 132V133H243ZM243 132H239V134L241 133H243L242 134V137H243V135L244 134H246L245 133V131H243ZM259 132V131H258ZM257 131H256V133H255V135H252V133H251V135L252 136H249V139L251 138L252 140H250L251 142H253L254 144L257 142L256 140H258V142L260 141H262V142H264V133H259V134H257L258 133ZM3 133V134H4ZM20 133H22L23 135H20ZM53 133V132H52ZM65 134L67 133V132H64ZM63 132H62V134L65 136V134H64ZM144 133H146L145 131H144ZM183 133V134H184ZM234 133H237V132H235L234 131ZM233 133V134H234ZM2 134V135H3ZM5 134H4V137H5ZM26 134H29L28 136H26ZM38 134V133H37ZM120 134L122 135V132H120ZM120 134H118L119 135V137H120ZM137 134V133H136ZM143 134V133H142ZM149 134V135H150ZM158 134V133H157ZM160 134V133H159ZM160 134V136H165V135H161ZM232 134V135H233ZM254 134V133H253ZM14 135V136H13ZM59 135H61V134H59ZM69 135V134H68ZM132 135V134H131ZM141 135V134H140ZM148 135V133L146 134V139H148V137L149 136H147ZM235 135V134H234ZM234 135L231 137V138H233V139H231L230 138V140H232L231 142L233 143V145H234V143H236L237 141V143H236V145L235 146H238V144L239 143H242V142H244V144L246 143L247 144V142H248V140H243V139H246L245 138V136H247L248 137V135H245L244 137H243V139H242V137L241 136H239L238 134V137H236V142H234L233 140H234ZM13 136V137H12ZM90 136L91 137H93V138H95V140H98V141H96V142H98L99 144H96V142H94L91 138H90ZM144 136V135H143ZM142 136V137H143ZM158 135H156L155 137H157ZM160 136H158V138L160 137ZM166 136H165V138H166ZM172 136V135H171ZM176 137L178 136V135H175ZM183 136V138L182 139H184L185 137H184V135H182ZM203 136V137H204ZM208 136H206V137H208ZM215 136H217V137H215ZM222 136V139L221 140H223V139H225L224 137ZM18 137V136H17ZM32 137V136H31ZM69 137V136H68ZM81 137V138H82ZM87 137V138H86ZM129 137V136H128ZM135 137V136H134ZM133 137V138H134ZM141 137V136H140ZM140 137H138V140H140L139 138ZM172 137H174V136H172ZM176 137H174V138H176ZM187 137H189V136H187ZM202 137V138H203ZM205 137V138H206ZM208 137V138H209ZM241 138L243 141L241 142V140H240V142H239V140H237V138ZM0 138H1V136H0ZM34 138V137H33ZM80 138V139H81ZM132 138V139H133ZM157 138V139H158ZM162 137H160V139H161ZM173 138V139H174ZM180 138H181V136H180ZM179 138V136H178V139H180ZM212 138V137H211ZM211 138H210V140H211ZM253 138H254V140L255 141H253ZM4 140H5V138H3ZM15 139L17 140V138L15 137ZM22 139H24V137L22 138ZM35 139H37V141L36 142H34L35 143V145H36V151H35V153L37 152V153H39V152H41L42 153V151H45V152H49L50 150H51V148H50V143L49 144H44L45 142H43L42 141V139L40 140V138H39V135H36L35 136ZM60 139V138H59ZM63 139V138H62ZM69 139V138H68ZM103 139H101L100 141L102 142V143H104V141H103ZM104 139V140H105ZM120 139H121V137H120ZM119 139V140H120ZM128 138H126V139H124V140H127ZM164 139V138H163ZM168 139V138H167ZM167 139H164L165 141L167 140ZM173 139L171 138V139H169V141L170 140H172L173 141ZM177 139V138H176ZM175 139V140H176ZM178 139H177V141L176 142H178ZM181 139V140H182ZM185 139H188V138H185ZM215 139H213V142H214V144H215V141H218V143H219V139H217V140H215ZM225 139V140H226ZM3 140V141H4ZM10 140V139H9ZM7 141V142H9V143H11L10 141ZM16 140H14V143H15V141ZM31 140H32V138H31ZM30 140V141H31ZM64 140V139H63ZM76 140V139H75ZM82 140H83V138H82ZM114 140V141H113ZM119 140H118V142H119ZM129 140H130V138H129ZM136 140V139H135ZM143 140V139H142ZM142 140H141V143H142ZM149 140H148V142H149ZM188 140H190V139H188ZM188 140H185V141H188ZM192 140H194L193 138H192ZM191 140V141H192ZM198 140H199V138H198ZM210 140H208V141H210ZM215 140V141H214ZM220 140V141H221ZM225 140H224V143H225ZM18 141H21L20 139H18L17 140V142ZM29 141V140H28ZM27 141V142H28ZM29 141V142H30ZM42 141V142H41ZM66 141V140H65ZM110 141V140H109ZM121 141V140H120ZM160 141V140H159ZM163 141V140H162ZM164 141V142H165ZM185 141H183L182 140V142H181V145L183 144H186V143H183V142H185ZM196 141V140H195ZM195 141H193V142H195ZM208 141H207V143H208ZM247 141V142H246ZM250 141H249V143H250ZM6 142V141H5ZM6 142V143H7ZM28 142V143H29ZM62 142V141H61ZM67 142V141H66ZM73 142H74V140H73ZM81 142V141H80ZM124 142H126V141H124ZM130 142V141H129ZM147 142V141H146ZM154 142H155V140H154ZM154 142H153V144L152 145H150L151 144V142H150V144H149V147H147V149H148V151H152V149L151 148H153L154 149V151H155V153L153 152V154L152 155H155L156 154V146H153L154 145ZM156 142H158V141H156ZM155 142V143H156ZM164 142H161V144L162 143H164ZM167 142V141H166ZM165 142V143H166ZM171 142V141H170ZM180 142V141H179ZM178 142V143H179ZM192 142V143H193ZM200 146H198V147H201L203 144V142L204 141H202L201 140V138H200ZM206 142V141H205ZM222 142V141H221ZM260 142H259V145H260ZM3 143V142H2ZM9 143H7V144H9ZM13 143V142H12ZM11 143V144H12ZM13 143V144H14ZM54 143V142H53ZM64 143V142H63ZM62 143V144H63ZM106 143V142H105ZM131 143V142H130ZM137 143V142H136ZM139 143V142H138ZM140 143V144H141ZM145 142L143 141V144H144ZM164 143V144H165ZM210 143V142H209ZM217 143V144H218ZM10 144V147H12L13 146V144L11 145ZM15 144H18V143H15ZM52 144V143H51ZM65 144V143H64ZM111 144H114V143H111ZM143 144H141V145H143ZM146 144V143H145ZM157 144V143H156ZM155 144V145H156ZM161 144H159V145H161ZM168 144V143H167ZM172 143H170V145H171ZM174 144V143H173ZM187 144H189V145H191V143H189V142H187ZM195 144V143H194ZM199 144V143H198ZM197 144V145H198ZM211 144L212 143H210V145H208L207 144V146H206V148L208 149V146H210L209 147V149L211 150V147H213V145L211 146ZM219 144H221V143H219ZM216 145L217 147L218 146H220V145ZM229 143H227L226 142V144H224V145H228ZM262 144H264V143H262ZM19 145V144H18ZM29 145V144H28ZM69 145V144H68ZM70 145H72L71 143H70ZM105 145H108V144H105ZM119 146H117V147H114L112 150H114V153L118 150L119 151V149L120 148H122V147H120V144H118ZM122 145H124V144H122ZM125 145H126V143H125ZM136 144H134V146H135ZM146 145H148V144H146ZM177 145V144H176ZM180 145V148L181 147H184V146H181ZM193 145V144H192ZM232 144L230 143V146H231ZM242 146H245V145H243V144H241ZM240 144H239V146H241ZM251 145H252V143H251ZM257 145V144H256ZM1 146V145H0ZM9 146V145H8ZM52 146V145H51ZM112 146V145H111ZM115 146V145H114ZM150 146H152V147H150ZM158 146V145H157ZM165 145H163V147H161L162 149L163 148H165L164 147ZM167 146V145H166ZM187 146V145H186ZM194 146V145H193ZM193 146H189L190 147V150H189V152H187V150L189 149L188 147H185L186 149V152L189 154L190 153V151L192 150V149H194L193 148ZM222 148H224L225 146H223V143H222ZM229 146V145H228ZM229 146V147H230ZM246 146H248V144L246 145ZM6 146H3V148H5ZM70 147V146H69ZM78 147V146H77ZM105 147V146H104ZM108 147V146H107ZM110 147V146H109ZM120 147V148H119ZM125 147V146H124ZM156 147V148H155ZM159 147V146H158ZM178 148H179V146H177ZM195 148L197 147V146H194ZM197 147V149H195V150H198L199 148ZM202 147H204V146H202ZM202 147L199 149L200 151H201V149H202ZM216 147V148H217ZM248 147H251V146H248ZM256 147V146H255ZM257 147H259V146H257ZM256 147V148H257ZM2 148V149H3ZM8 148V147H7ZM7 148H6V150H4V153H8V151H7ZM13 148V147H12ZM17 148V147H16ZM28 148V147H27ZM26 148V149H27ZM80 148V147H79ZM101 148H102V150H103V147L102 146H100V150H101ZM138 148V147H137ZM173 148H175V147H173ZM178 148H175V149H178ZM192 148V149H191ZM205 148V149H206ZM214 148V147H213ZM228 148V147H227ZM241 148V147H240ZM244 148V147H243ZM243 148H241V149H243ZM1 149V150H2ZM8 149H10V148H8ZM30 149V148H29ZM28 149V150H29ZM53 149V148H52ZM69 149V148H68ZM74 149V148H73ZM105 149H107V148H104V150ZM123 149V148H122ZM130 149V148H129ZM133 147H132V151H133ZM142 149H144V148H142ZM150 149V150H149ZM158 149V148H157ZM161 149V150H162ZM170 149V148H169ZM168 149V150H169ZM182 149V148H181ZM181 149L179 150L180 151V153L182 152L181 151ZM215 149V148H214ZM217 149H221L220 147L219 148H217ZM251 149V148H250ZM252 149H253V147H252ZM22 150V149H21ZM72 150V149H71ZM101 150V151H102ZM135 150V149H134ZM140 150H141V147H140ZM158 150H160V149H158ZM157 150V151H158ZM164 150V149H163ZM162 150V152H165V151H163ZM171 150H173V149H171ZM183 150V149H182ZM199 150L197 151V152H199ZM202 150H204V148L202 149ZM213 150V149H212ZM218 150V151H219ZM256 150V149H255ZM254 150V151H255ZM14 152H16V149H14L13 150ZM84 151V152H85ZM108 151V150H107ZM110 151V150H109ZM123 151V150H122ZM128 151V150H127ZM137 151V150H136ZM138 151H139V149H138ZM142 151V150H141ZM144 151H146L145 153H147V150L145 149ZM150 151V152H151ZM170 151V150H169ZM179 151H177V153H179ZM193 151V150H192ZM213 151H215V150H213ZM217 151V152H218ZM222 151V150H221ZM221 151H220V153H221ZM245 151V150H244ZM252 151V150H251ZM19 152H20V150H19ZM30 152V151H29ZM83 152V153H84ZM113 152V151H112ZM159 153L161 152V151H158ZM166 152H167V150H166ZM174 152H176V150H174ZM174 152H172L173 154H174ZM204 152V151H203ZM205 152H207V151H205ZM205 152H204V154H205ZM208 152H209V150H208ZM223 152V151H222ZM248 152V151H247ZM249 152H250V150H249ZM2 153V152H1ZM0 153V154H1ZM6 153V154H7ZM44 153V152H43ZM104 153V152H103ZM120 153H121V151H120ZM120 153H119V155H120ZM128 152H126V154H127ZM130 153V152H129ZM132 153H134V152H132ZM168 153V152H167ZM166 153V154H167ZM176 153V154H177ZM183 153V152H182ZM184 153H185V151H184ZM191 153H196V152H191ZM190 153V154H191ZM200 153V152H199ZM202 153V152H201ZM210 153V152H209ZM216 153V152H215ZM6 154H4L5 156H6ZM10 154V153H9ZM13 154H15V153H13ZM33 154V153H32ZM49 154V153H48ZM73 154V153H72ZM135 154H137V153H135ZM149 154V153H148ZM148 154H146V155H148ZM161 154H163V153H161ZM165 154V153H164ZM187 154V155H188ZM241 154V153H240ZM250 154V153H249ZM2 156H4L3 154H1ZM12 155V153L9 155V156H11ZM16 155V154H15ZM27 155V154H26ZM25 155V156H26ZM108 155H109V153H108ZM113 155V154H112ZM117 155V154H116ZM132 155V154H131ZM134 155V154H133ZM149 155H151V153L149 154ZM157 155H158V157H159V154L157 153ZM170 155V154H169ZM192 155V154H191ZM242 155V154H241ZM9 156H7L8 158H9ZM17 156V155H16ZM21 156V155H20ZM29 156V155H28ZM31 156V155H30ZM29 156V157H30ZM92 156V157H93ZM106 156V155H105ZM104 156V157H105ZM139 156H141V155H139ZM142 156H143V154H142ZM145 156V155H144ZM156 156V155H155ZM204 156V155H203ZM235 156H237V158H238V156H240V155H235ZM249 156H253V155H249ZM18 157V156H17ZM23 158H25L24 156H22ZM68 155L66 156V159L67 160H69L68 158ZM73 157V156H72ZM75 157V156H74ZM89 157H90V155H89ZM87 157L85 154L83 155H79V156H77V157H75V158H72V159H70L71 161H73V160H75V162L76 161H81V162H83V164L86 162V163H88L89 161H90V159L92 158V157ZM147 157V156H146ZM154 157V156H153ZM175 157V156H174ZM199 157V156H198ZM246 157H248L247 155H246ZM245 156H244V159L246 158ZM254 157V156H253ZM0 158H2L1 156H0ZM4 158V157H3ZM15 158V157H14ZM33 158V157H32ZM32 158H31V160H32ZM37 158H39V157H37ZM70 158V157H69ZM94 158V157H93ZM144 158V157H143ZM148 158V157H147ZM249 158V157H248ZM10 159V158H9ZM19 159H21V157L19 158ZM33 159H35V160H37L36 158H33ZM250 159V158H249ZM6 160V159H5ZM8 160V159H7ZM6 160V162L7 163H9L8 161ZM13 160V159H12ZM12 160H10V165L12 164L13 165V163L12 162H14V161H12ZM27 160V158L25 159V161ZM66 160V161H67ZM96 160V161H97ZM238 160V159H237ZM248 159H246L245 161H247ZM257 160V159H256ZM256 160H250V161H256ZM18 161V160H17ZM16 161V162H17ZM21 161H23L24 162V160L23 159H21ZM92 162H93V160H91ZM4 162V161H3ZM3 162L1 161V159H0V166H2L3 167ZM44 164L46 165V166H50V167H57V166H60V165H62V164H60V163H57L55 160H53V159H49V156H48V158H46L44 161ZM69 163H70V161H68ZM74 161H73V166H75L74 165V163H75ZM113 162V161H112ZM117 161H115V163H116ZM120 162V161H119ZM249 162V161H248ZM252 162V163H253ZM258 162V161H257ZM66 163V162H65ZM76 163H78V162H76ZM94 163V162H93ZM92 163V164H93ZM114 163V164H115ZM16 164V163H15ZM20 164V163H19ZM19 164L16 166V167H18L19 166ZM71 164V163H70ZM80 164V163H79ZM249 164H250V162H249ZM254 164H256V163H254ZM10 165L9 164H6V165H4L5 167H7V169H10L11 167H10ZM28 165V164H27ZM26 165V167H28ZM30 165V164H29ZM14 166V165H13ZM12 166V167H13ZM21 166V165H20ZM32 166H33V164H32ZM31 166V167H32ZM64 166H66V165H64ZM78 166V165H77ZM88 166V165H87ZM113 166V165H112ZM15 166H14V168H12L13 170L16 168ZM25 167V166H24ZM26 167H25V169H26ZM68 167H69V165H68ZM76 167V166H75ZM81 167V166H80ZM86 167V166H85ZM29 168H30V166H29ZM35 169H37V166H35L34 167ZM33 168V169H34ZM39 168V167H38ZM66 168V167H65ZM73 168V167H72ZM78 168H79V166H78ZM11 169V170H12ZM21 169V168H20ZM19 169V170H20ZM28 169V168H27ZM26 169V170H27ZM2 170V169H1ZM29 170H31V169H29ZM89 170V169H88ZM2 171H4V170H2ZM17 171H18V168H17ZM24 171V170H23ZM23 171H21V173H23ZM32 171H34V170H32ZM78 171L80 172L79 174H81V175H83V177L85 176V177H88L90 174L89 173H87L85 170H83V169H81V170H79L78 169ZM11 172H13V171H11ZM10 172V173H11ZM14 172H16V170H14ZM25 172V171H24ZM41 171H39L38 170V173H40ZM69 172V171H68ZM8 173V172H7ZM17 173H20V171L19 172H16V174ZM20 173V174H21ZM27 173H29V171L27 172ZM31 173H34V172H31ZM35 174V175H30V178H28V176H29V174L26 176V177H23L24 175H26V172L24 173V175L23 176H20L19 177V175H18V177L16 176V175H14V174H12L13 176H15V178H13V177H8V175H11V174H6V178H5V176H4V178H2V177H0V188H2V186H5L6 185V189H7V186H9L8 188L9 189H11L10 188V186H12V185H15V184H17V185H19L20 184V181H22V184H23V181H25V183L27 184V185H34V186H36V185H40V186H44V187H46V186H50L51 184H56L57 185V183H55V182H57L61 177H59V179L57 178V177H54V175L55 174H50L51 176H49L48 178H47V176H45V177H43L42 176V173L41 174ZM5 174V173H4ZM68 174V173H67ZM70 174V173H69ZM1 175V174H0ZM60 175V174H59ZM32 176V177H31ZM61 176V175H60ZM63 176V175H62ZM66 176V177H65ZM65 176H63L62 178L64 179V180H69V178H67V175H65ZM73 176V175H72ZM66 179H65V178ZM251 177H255V175L253 176H251ZM55 178L56 179H58L57 181H55ZM62 178H61V180H62ZM88 178H91L90 176L88 177ZM70 181V180H69ZM17 182V183H16ZM19 182V183H18ZM72 181H70V183H71ZM74 182H75V180H74ZM73 182V183H74ZM51 183V184H50ZM62 183H66L65 181L63 182V180H62ZM68 183V182H67ZM91 183V182H90ZM111 183V182H110ZM22 184H20V185H22ZM36 184V185H35ZM60 184H61V182H60ZM75 184V183H74ZM102 184V183H101ZM100 184V185H101ZM17 185H15V186H17ZM26 185V186H27ZM107 185V184H106ZM115 185V184H114ZM117 185V184H116ZM23 186V185H22ZM22 186H20V187H22ZM87 186H89V185H87ZM86 186V187H87ZM91 186V185H90ZM89 186V190L88 189H84L83 190V188L81 187V190H80V192L78 191V193H79V195H81L82 197H88V192L89 191H91L92 189H90L91 187ZM102 186V188L104 189V188H106V186H104L103 187V185H101ZM101 186H100V188H101ZM57 187H59V185L57 186ZM79 187V186H78ZM96 187H98V186H96ZM95 187V188H96ZM117 187V186H116ZM17 188H19V186L17 187ZM24 188V187H23ZM92 188H93V184H92ZM100 189L101 191L103 190V189ZM6 189H4V187L2 188V190H6ZM19 189H21V188H19ZM18 189V190H19ZM24 189H26V188H24ZM23 189V190H24ZM97 189V188H96ZM22 190V189H21ZM94 190V189H93ZM91 191V192H94V191ZM104 191V190H103ZM102 191V192H103ZM99 192V191H98ZM258 206V205H257ZM261 206V205H260ZM261 208H263V207H261ZM63 211V210H62ZM192 225V224H191ZM193 231V230H192ZM187 233H188V231H187ZM191 233V232H190ZM178 241V240H177ZM183 241V240H182ZM193 241V240H192ZM200 241V240H199ZM186 242H188V241H186ZM196 242V241H195ZM204 242V241H203ZM184 243V245L186 244L187 245V243H185V241L183 242ZM192 244L194 243V242H191ZM198 243V242H197ZM196 244V243H195ZM203 244V243H202ZM161 244H159V246H160ZM176 245H177V242H176ZM201 245V244H200ZM163 246H164V244H163ZM192 246V245H191ZM195 246H197V245H195ZM202 246V245H201ZM169 246H167V248H166V246L164 247V248H166V249H169L168 248ZM158 248H160V247H158ZM164 248L162 249V250H164ZM177 248V247H176ZM179 248V247H178ZM188 248V247H187ZM165 249V250H166ZM184 249H185V247H184ZM158 250V249H157ZM170 250H172V249H170ZM180 250V249H179ZM183 250V249H182ZM159 251V250H158ZM158 251H157V253H158ZM162 253H163V251H161ZM165 252V251H164ZM173 252V251H172ZM261 252V251H260ZM128 253V252H127ZM131 253V252H130ZM160 253V252H159ZM158 253V254H159ZM169 253H170V251H169ZM175 252H173L172 254H174ZM139 254V253H138ZM141 254V253H140ZM150 254H152V253H150ZM154 254V253H153ZM157 254V255H158ZM164 254H166V253H164ZM168 254V253H167ZM171 254V255H172ZM183 254V253H182ZM129 255V254H128ZM141 255H144V254H141ZM140 255V256H141ZM170 257H169V256ZM167 255V257H169V259L171 258V255L170 254H168ZM130 256V255H129ZM134 256V255H133ZM148 256V255H147ZM154 256H156V254L154 255ZM161 256H163L162 254H161ZM166 256V255H165ZM165 256H163V257H165ZM181 256V255H180ZM241 256V255H240ZM158 257H159V255H158ZM158 257H157V259H158ZM162 257V258H163ZM166 257V258H167ZM172 257H173V255H172ZM176 257V256H175ZM123 258V257H122ZM143 258V257H142ZM149 258V257H148ZM160 259H161V257H159ZM177 258V257H176ZM230 258V257H229ZM155 259V258H154ZM163 259H165V258H163ZM163 259H161V260H163ZM168 258L166 259V260H169ZM179 259H181V257L179 258ZM201 259H203V258H201ZM130 260V259H129ZM129 260H128V262H129ZM135 260V259H134ZM133 260V261H134ZM144 260H147V258L146 259H144ZM152 261H153V258L151 259ZM165 260V261H166ZM123 261V260H122ZM121 261V262H122ZM125 261V260H124ZM158 261V260H157ZM164 260L162 261L163 263L165 262ZM176 261V263L178 262L177 260H175ZM179 261H181V260H179ZM186 261V260H185ZM193 261H194V259H193ZM258 261V260H257ZM120 262V261H119ZM160 262V261H159ZM159 262H158V264H159ZM171 262V261H170ZM187 262V261H186ZM55 263V262H54ZM161 263V262H160ZM162 263V264H163ZM169 263V262H168ZM188 263H189V261H188ZM58 264V263H57ZM109 264V263H108ZM115 264V263H114ZM120 264V263H119ZM123 264H125L124 262H123ZM135 264V263H134ZM137 264V263H136ZM144 264V263H143Z\"/></svg>","mask_w":264,"mask_h":264}]
</instances>
